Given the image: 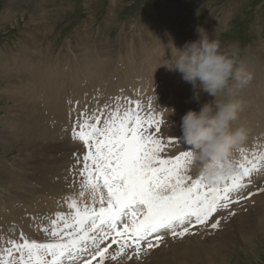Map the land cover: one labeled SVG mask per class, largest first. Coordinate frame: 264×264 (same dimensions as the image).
I'll return each instance as SVG.
<instances>
[{
  "label": "snow or ice",
  "instance_id": "obj_1",
  "mask_svg": "<svg viewBox=\"0 0 264 264\" xmlns=\"http://www.w3.org/2000/svg\"><path fill=\"white\" fill-rule=\"evenodd\" d=\"M113 100L94 108L86 102L83 109L79 101H67L71 138L83 146L65 178L61 201L67 211L32 217L40 221L35 227L43 240L22 229L17 236L14 224L7 233L0 229V264L139 262L168 236L183 239L198 227L218 230L236 215L233 205L264 194V187L248 191L264 173V151L240 148L236 170L209 184L202 173L191 174L190 148L168 154L171 145L184 144L162 135L163 117L151 103L145 109L128 97ZM225 210L227 216L218 215Z\"/></svg>",
  "mask_w": 264,
  "mask_h": 264
},
{
  "label": "bare ground",
  "instance_id": "obj_2",
  "mask_svg": "<svg viewBox=\"0 0 264 264\" xmlns=\"http://www.w3.org/2000/svg\"><path fill=\"white\" fill-rule=\"evenodd\" d=\"M211 23V21H208V26L204 29L205 31H211L213 28L210 26ZM126 30L122 29L121 33L123 34V32H125L126 34ZM209 35L210 37L212 36V34ZM87 38L88 40L84 44L86 49L83 47L82 54L78 55V57H81H77L78 60L72 67L65 66L60 62L58 63L59 67H56V65H46L45 59L41 54L42 50L40 51L38 47L39 43H36L37 46H34L33 50L25 48L23 51L26 52H24L23 56L14 58L1 56L0 61L2 58H5V60L0 64V67H2L0 69V74H2L1 77L6 83L1 92L8 95L10 99L14 97L15 101L14 105L8 110L10 116L2 117L0 120V124L3 127L0 133L1 137L6 146L12 145L13 143L21 146L19 149L20 153L25 150L30 152L32 151L31 149L36 148V150L33 151L32 156L28 157L31 166L29 167L28 172H24V177L20 178L16 172L7 168L4 176L0 179V229L5 233H7L14 224L15 229H22L29 235L31 232V226L29 227L28 224L30 221L26 218L28 213L40 212L44 214L46 210H50L54 213L62 209L63 203L61 198L65 196L68 191L65 177L69 167L75 162L73 159V153L78 150H83L82 144L74 142L71 138V134L69 138H65V133L68 130L71 131V123L68 116L70 106L67 103L69 99H71L74 104L76 101H79V109H83L86 102L89 108L96 107L97 101L99 106H103L106 103L114 104V100L112 99L114 93L112 90L115 87L121 86L127 92L129 87H133L135 84L133 82L127 84L126 78L133 74L147 75L151 70H148L149 66H152V68L158 67L162 69L166 76H170L167 82L165 81V86L167 87L170 85L172 91L169 93H163L161 90L163 86L158 84L157 89H146V93L140 96L133 95L130 99L133 101H139L145 109H147L149 103H151L152 110L162 115L164 121L162 124V135L165 138L171 136V121H177L182 116L180 113L171 114V109H174L177 112H183L189 109L198 111L203 103H207L214 99V97L204 92H200L197 99L194 95L195 90L193 89V86L190 83L185 82L179 72L169 70L165 66H172L168 57L171 54V47L168 49V56H166V53H164V56H159V53L156 55L153 54L154 62L156 63L157 59L160 62H157V65L147 63L146 67V64H143V61L145 62L144 56L146 52L150 51V48H147V46L139 52L132 51V57L127 55L123 56L121 55L122 52L114 55V48L109 45L110 43L107 44V39L105 40L103 37L95 39V45L89 49V46L91 45V36L89 37V35H87ZM153 40L156 41L157 37L153 38ZM73 42L75 43V41ZM79 42L82 44L81 39H77L76 41L78 46H80ZM42 43L40 42V45H42ZM172 43L175 44V41ZM184 44L182 43L181 45L183 46ZM66 45L70 48L74 47L72 42H69V44L66 43ZM93 47L97 48L93 49ZM70 48H67L66 46V50H61L60 52L62 55L59 53L57 60H60L61 56H67L71 50ZM122 49L123 48L119 47V51H122ZM78 51L79 50H76L75 52L78 53ZM126 52L130 53L129 50H126ZM147 56H150V54L147 53ZM95 61L98 63H95ZM244 61L245 62L242 64L247 73L250 74V67H246L245 65L248 60L245 59ZM49 62H51V59ZM257 62L256 71H258L259 74L257 76H251V80L244 86L234 83L232 92V96L241 101L243 105L242 110L239 113V118L233 122V128L235 129L243 125L251 130L248 139L245 142L246 145L250 143V153L256 150L264 151V139L262 138L260 139L261 142L256 147H253L255 145L253 139L257 134L259 137L260 135L261 137L264 136V75L262 74V72L264 73V69L261 70V68L264 67V64L260 60ZM133 69H135V72H133ZM182 85L184 90H180ZM171 94L173 95L171 96ZM202 94H206V96L201 101ZM117 97H121V103H123V98L127 96L117 95ZM93 98H95V100ZM75 114L76 113H73V116H75ZM22 122H25V124L27 123V127L23 126L21 124ZM64 129H67V131ZM182 139L183 137L180 141L184 142ZM179 144L180 143L171 145L168 149V154L174 155L179 150L181 151L182 148L174 147ZM240 148H245L244 143L233 151L232 159L240 158ZM36 153L37 155H35ZM6 164H8V162H2V165L5 168ZM19 164L17 165L19 166ZM194 167L196 166L193 165L192 169ZM196 169H198V167H196ZM22 170H24V168ZM191 174L195 177L193 171ZM54 176H56L57 179ZM23 178L26 179L24 180ZM257 181L258 187H264V173L261 174ZM248 191L250 190L248 189ZM251 191L255 192L256 189ZM58 198L60 203L56 204ZM252 199L253 201L259 199L262 201L261 207L264 206V194L258 193L254 195ZM259 210H264V207L257 209V211ZM260 212L261 211L256 214H259ZM221 214H224V212L221 211L220 215ZM237 216H240V214H236L234 217L231 216L229 218L230 220H222L221 226L223 227L229 220L227 227L225 226V230L230 227L231 229L232 227H236L240 223L239 220L237 221L231 218ZM262 217H264V215H262ZM241 218L245 217L243 216ZM247 225H250V220L247 221L246 226ZM257 225L260 229H264V226H261V224ZM242 229L244 231V228L239 229V231ZM209 230L212 229L207 228L202 231V227H198L195 231L201 232H197L195 235H187L184 239L207 237V231ZM176 240L178 239L173 240L170 238L168 241L161 244L160 247L156 248L157 252L153 259H150L149 254L144 256L139 262L134 258L131 263L124 261L123 263L118 264H202L195 261L196 251L214 257L215 261L210 264H224L220 262L221 259L219 258L222 253L219 254L215 252L216 249L214 250L213 247H210L211 245L202 249H196V247L194 246V248L192 245H183V247L178 246L176 248L174 244L172 245ZM215 241L219 242L220 239H215ZM196 242L198 245L201 244L198 240ZM174 248H176V250L174 252L171 251ZM161 250L162 252L159 253ZM183 258L188 259V261L183 263ZM109 264H111V262H109Z\"/></svg>",
  "mask_w": 264,
  "mask_h": 264
},
{
  "label": "rangeland",
  "instance_id": "obj_3",
  "mask_svg": "<svg viewBox=\"0 0 264 264\" xmlns=\"http://www.w3.org/2000/svg\"><path fill=\"white\" fill-rule=\"evenodd\" d=\"M208 21L212 22L210 26L213 27L210 32L204 30L208 26ZM122 29H127L126 34L125 32L121 33ZM198 29L202 33L204 31L208 35L212 34L211 37L213 38L215 33L221 41L222 47H228V49H234L238 52L241 63H244L245 59L248 60L245 65L250 67L251 76L259 74L256 71L257 61L260 60L264 64V0H0V59L1 56H9L10 58L23 56L24 52H26L23 51L25 48L33 50L34 46H37L36 43H39L38 47L40 51L42 50L41 54L45 59L46 65L59 67L58 63L60 62L65 66L72 67L78 60V55L82 54L83 47L86 49L84 44L88 40L87 35H89V37L91 36L89 49L95 45V39L103 37L105 40L107 39V44L110 43L109 45L113 46L114 55L122 52L121 55L132 57V51L139 52L147 46L150 51L146 52L144 56L145 62L143 61V64H146L147 67V63L157 65L160 62L158 59L156 63L154 62L153 54L159 53V56H164V53H166V56H168V49L171 47L169 44L170 39L171 42L175 41V46L178 48L182 47V43L198 40L200 38ZM155 37H157L156 41L153 40ZM77 39H81L82 44L79 42L80 46L76 44ZM40 42H43L42 45H40ZM69 42H72L74 49L66 45ZM66 46L71 49V54L69 52L70 56L69 54L64 57L61 56V59L57 60L59 53L62 55L60 51L66 50ZM97 47H93V49ZM119 47L123 48L122 51H119ZM76 50H79L78 53L75 52ZM126 50H129L130 53H127ZM147 53L150 56H147ZM170 56L171 54L168 57L170 58ZM50 59L51 62H49ZM3 60L5 58H2L0 64H2ZM95 63L98 62L95 61ZM148 70L150 72L147 75L133 74L126 78L127 84L133 82L135 86L129 87L127 92L121 86L115 87L112 90L114 93L113 98L117 97V95H126L131 98L133 95H137L136 90L139 87L142 88V92H145L146 89H157L158 84L163 86L161 89L163 93L172 91L170 85L165 86V81L167 82L170 76H166L162 69L149 66ZM133 72H135V69H133ZM262 74L264 75L263 72ZM1 76L2 74H0V120L2 117L10 116L8 110L15 103L14 97L10 99L8 95L1 92L6 84ZM180 90H184L183 85ZM205 96L206 94H202L201 101ZM187 111H174V113H180L183 116ZM21 124L27 127V123L22 122ZM2 129L3 127L0 124V133ZM70 134L71 131L68 130L65 133V138H69ZM170 135L177 137L179 140L183 137L181 118L177 121H171ZM261 138L264 139V136L261 137L260 135L259 137L257 134L253 139L255 144L253 147H256L261 142ZM0 140V179L4 176L7 168L16 172L20 178L24 177V172H28L31 166L28 157L32 156L36 148L31 149L32 151L30 152L25 150L20 153L19 149L21 146L16 143L6 146L1 134ZM182 143L184 145L179 144L174 147L184 150L186 146L193 150L192 146L187 145L185 142ZM244 145V149L250 153V143L247 145L244 143ZM233 160L236 162L238 159ZM3 161L8 162L5 165L6 168L2 165ZM23 168L24 170H22ZM192 171L195 176L200 173L196 167ZM54 177L57 179L56 176ZM26 178L23 179L25 180ZM257 179L254 185L249 187L250 191L258 187ZM56 204H59L58 199ZM261 205L262 201L259 199L254 201L253 199L251 201L246 200L240 204L233 205L236 214H240V216L231 218L239 220L240 223L236 227H232V229L230 227L225 230L229 219L223 227L221 226L222 228L220 227L221 229L219 228L220 230L218 229L219 231H207V237L186 240L184 238L187 236H185L183 239L176 240L172 245L174 244L176 248L178 246L183 247V245H192L196 249L206 248L211 245L210 247H213L214 250L216 249L215 252L222 253L219 258L221 259L220 262L224 264H264V229H260L257 225L261 224V226H264V217H262L264 210H259L261 212L256 214L259 212L257 209L264 207H261ZM223 212L225 215H220V213L218 215H228L227 210ZM46 214H50V210H46ZM44 215L45 213L40 212L26 215V218L30 221L28 225L32 227H30V237L37 240L45 239L43 232L38 231L35 227L39 221L32 220L33 216L42 217ZM242 215L247 218H241L243 217ZM248 220H250V225L246 226ZM241 228H244V231L243 229L239 231ZM206 229L202 227V231ZM15 230V234L18 236L20 229ZM232 232L236 233L233 234ZM215 239H220V241L216 242ZM194 240H198L201 244L198 245ZM176 248L171 251L174 252ZM154 251L151 252L152 254L150 253V259H153L157 252L156 249ZM195 253V261L202 264H210L215 261L214 257L210 255L197 251ZM216 259L218 260L217 257ZM182 261L184 263L188 259L183 258ZM123 262L122 260L118 263Z\"/></svg>",
  "mask_w": 264,
  "mask_h": 264
},
{
  "label": "clouds",
  "instance_id": "obj_4",
  "mask_svg": "<svg viewBox=\"0 0 264 264\" xmlns=\"http://www.w3.org/2000/svg\"><path fill=\"white\" fill-rule=\"evenodd\" d=\"M198 32V40L182 47L169 43L172 66H165L193 86L197 99L200 92L214 97L198 111L189 109L181 117V129L184 142L193 147V165L209 184H215L236 170L233 151L246 142L251 131L243 125L233 128L243 105L232 96L233 84L246 85L251 74L240 62L238 52L222 47L215 33L213 38ZM174 111L171 109V114Z\"/></svg>",
  "mask_w": 264,
  "mask_h": 264
}]
</instances>
